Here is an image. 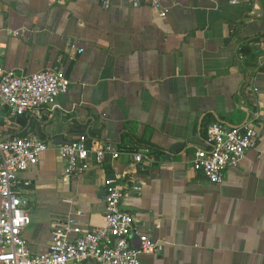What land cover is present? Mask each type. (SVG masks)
<instances>
[{
	"label": "crops",
	"instance_id": "crops-1",
	"mask_svg": "<svg viewBox=\"0 0 264 264\" xmlns=\"http://www.w3.org/2000/svg\"><path fill=\"white\" fill-rule=\"evenodd\" d=\"M103 1L0 0V66L23 76L61 68L69 79L39 117L0 116V136L47 144L16 177L29 182L28 249L47 251L58 229L74 239L75 227L104 225V190L116 184L157 246L140 264H264V0H159L161 11ZM253 112L257 143L238 165L218 183L193 170L194 151L210 146L208 122L235 126ZM81 134L119 157L97 163L91 153L65 174L57 146Z\"/></svg>",
	"mask_w": 264,
	"mask_h": 264
},
{
	"label": "built area",
	"instance_id": "built-area-1",
	"mask_svg": "<svg viewBox=\"0 0 264 264\" xmlns=\"http://www.w3.org/2000/svg\"><path fill=\"white\" fill-rule=\"evenodd\" d=\"M129 1L136 5L141 0ZM142 1L153 10L161 11L159 0ZM230 2L236 3L235 0ZM106 3L104 0L103 4ZM68 86L69 79L61 68L23 76L0 66V116L6 111L11 116L39 117L44 107L55 105L58 94L65 92ZM256 116L257 112H253L248 122L235 126L208 122L205 135L210 146L194 151L193 170L212 183L220 182L225 169L238 165L245 152L256 146L258 132L251 123ZM46 148L47 144L38 137L0 136V264H82L87 260L95 264H140V254L157 249L147 234L135 229L133 215L121 207L125 194L122 188L110 184L104 190V225L84 233L75 227L73 231L77 236L74 239H69L64 229L55 230L47 251L30 252L22 236V230L30 223V215L20 193L29 182H17L16 177L18 172L35 165L40 152ZM57 153L65 162V174L84 170L91 153L97 163L120 155L116 146L109 142L97 148L88 146L86 134L59 144ZM149 157L147 149L133 153L136 163ZM133 236L137 245L132 241Z\"/></svg>",
	"mask_w": 264,
	"mask_h": 264
},
{
	"label": "trees",
	"instance_id": "trees-1",
	"mask_svg": "<svg viewBox=\"0 0 264 264\" xmlns=\"http://www.w3.org/2000/svg\"><path fill=\"white\" fill-rule=\"evenodd\" d=\"M240 50H241V52L244 53L245 55L249 53V49H248L247 47H245V46H242Z\"/></svg>",
	"mask_w": 264,
	"mask_h": 264
},
{
	"label": "water",
	"instance_id": "water-1",
	"mask_svg": "<svg viewBox=\"0 0 264 264\" xmlns=\"http://www.w3.org/2000/svg\"><path fill=\"white\" fill-rule=\"evenodd\" d=\"M230 125L233 126L232 124H230ZM61 142H63V143H67V141L64 140L63 138L61 139ZM171 149H172V151H173V150H175V147H172Z\"/></svg>",
	"mask_w": 264,
	"mask_h": 264
}]
</instances>
